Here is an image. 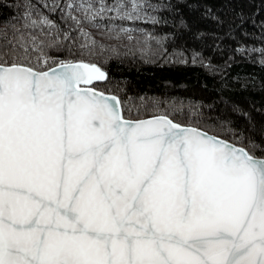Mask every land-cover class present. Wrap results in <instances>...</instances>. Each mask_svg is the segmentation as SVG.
Wrapping results in <instances>:
<instances>
[{
  "label": "snow or ice",
  "instance_id": "6c2138e0",
  "mask_svg": "<svg viewBox=\"0 0 264 264\" xmlns=\"http://www.w3.org/2000/svg\"><path fill=\"white\" fill-rule=\"evenodd\" d=\"M43 6L59 16L26 0L0 32V264H264V122L238 105L247 127L183 122L102 87L91 29L120 38L116 19L180 5Z\"/></svg>",
  "mask_w": 264,
  "mask_h": 264
},
{
  "label": "trees",
  "instance_id": "16d2710c",
  "mask_svg": "<svg viewBox=\"0 0 264 264\" xmlns=\"http://www.w3.org/2000/svg\"><path fill=\"white\" fill-rule=\"evenodd\" d=\"M105 2L113 4L114 0ZM123 2L131 5L133 0ZM146 2L179 4L180 8L178 12L163 7L156 11L145 9L160 22L116 19L115 23L128 29L120 38L109 39L91 29L98 41L109 46L94 58L108 74L107 84L101 82L102 87L126 100L131 97L135 105L158 101L161 109L180 108L174 119L183 122L228 115L234 126L247 127V117L231 111L238 105L259 127L264 122V0ZM25 3L26 0H0V32L7 31L9 39L11 22L22 23ZM32 4L48 15L59 16V12H48L43 0H32ZM207 10L224 19L225 24L219 25L213 15H206ZM237 12L243 13V23L233 19ZM181 18L187 26L179 23Z\"/></svg>",
  "mask_w": 264,
  "mask_h": 264
}]
</instances>
